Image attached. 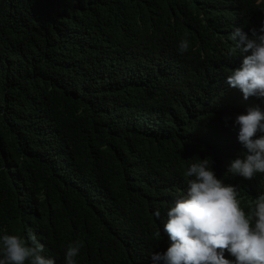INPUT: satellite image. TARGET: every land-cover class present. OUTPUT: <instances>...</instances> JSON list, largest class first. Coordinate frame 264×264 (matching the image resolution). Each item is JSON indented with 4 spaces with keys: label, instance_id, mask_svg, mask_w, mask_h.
I'll use <instances>...</instances> for the list:
<instances>
[{
    "label": "trees",
    "instance_id": "obj_1",
    "mask_svg": "<svg viewBox=\"0 0 264 264\" xmlns=\"http://www.w3.org/2000/svg\"><path fill=\"white\" fill-rule=\"evenodd\" d=\"M262 9L264 0H0V232H33L56 264L76 239L78 264H152L189 159L210 156L242 206L264 192V174H225L242 151L235 116L261 104L225 83L241 62L228 57V37L258 25Z\"/></svg>",
    "mask_w": 264,
    "mask_h": 264
},
{
    "label": "clouds",
    "instance_id": "obj_2",
    "mask_svg": "<svg viewBox=\"0 0 264 264\" xmlns=\"http://www.w3.org/2000/svg\"><path fill=\"white\" fill-rule=\"evenodd\" d=\"M228 38L232 42L228 57L237 56L241 62L225 76V83L239 89L245 100L255 97L261 104L256 101L235 116L232 124L238 129L242 151L229 162L225 174L250 180L264 174V19L247 31L234 27ZM188 50L189 41L181 38L178 53ZM189 161L183 173L186 189L164 213L162 230L168 246L149 254L152 264H264V192L242 206L239 186L216 175L210 156ZM153 216L161 220V210L156 208ZM156 235L161 236V229ZM82 247L81 240L70 241L63 264H78ZM44 250L29 230L0 232V264H56Z\"/></svg>",
    "mask_w": 264,
    "mask_h": 264
},
{
    "label": "bare ground",
    "instance_id": "obj_3",
    "mask_svg": "<svg viewBox=\"0 0 264 264\" xmlns=\"http://www.w3.org/2000/svg\"><path fill=\"white\" fill-rule=\"evenodd\" d=\"M46 256H48V255H46Z\"/></svg>",
    "mask_w": 264,
    "mask_h": 264
}]
</instances>
